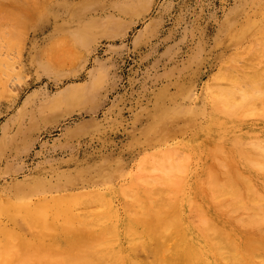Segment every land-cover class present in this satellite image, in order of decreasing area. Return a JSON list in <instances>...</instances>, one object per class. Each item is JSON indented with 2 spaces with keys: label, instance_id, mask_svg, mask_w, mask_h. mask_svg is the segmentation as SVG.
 <instances>
[{
  "label": "rangeland",
  "instance_id": "374dc122",
  "mask_svg": "<svg viewBox=\"0 0 264 264\" xmlns=\"http://www.w3.org/2000/svg\"><path fill=\"white\" fill-rule=\"evenodd\" d=\"M263 45L264 0H0V204L4 205L5 209L13 205H18L19 208H8V214L0 206V238L6 234L0 239V246L5 244L0 248V264H5L4 260L11 258L8 256L13 254L12 259L16 260L22 256L27 259L24 256H28L27 264H48L49 259L62 260V256L65 259L73 254L74 251L70 249L74 245L77 246L76 249L79 247L78 250L83 247L77 242L75 225L86 226L93 220L97 221L96 229L99 226L106 231L107 227L111 229L107 232V239L105 237L106 243H109L106 253L113 249L110 255L107 254L109 258L114 254L118 258L121 254V264H131L133 259L140 264H151L148 258L152 256L153 251L155 258L162 253L154 249L147 238H141L146 226L140 221L141 214L138 215L142 206L152 203L151 199L156 200L149 205L151 208L155 204L154 208L164 205L167 213L181 212L176 217L182 219L181 224L187 227L195 226L193 223L197 224L199 219L207 223L208 218L201 215L203 213L200 211L208 213L206 215L211 218L209 221L216 220V225L220 224L223 228L225 226L226 230L236 235V241L233 240V243L235 248L239 249L243 261L249 264H264L260 263L264 261V256L257 255L261 250L264 251V245H252L254 239L263 240L262 229L257 232L255 228L252 231V228H246L245 234L243 228L236 227V223L231 221V216L225 211H214V198L206 182L207 172L215 168V163L219 161L220 165L224 164V168L228 167L227 158L231 160H228L231 164L230 171L236 165L235 167H239L240 172L249 178L250 173L241 163L235 161L238 157L228 148L234 141L247 140L251 145L254 144L253 146L258 144L264 152L262 109H257L256 114L246 111L242 112L246 116L238 114L228 118V113L222 115L216 112L215 101L212 99L213 91L219 90L220 86L224 87H220V90H226L227 87L229 89L232 82H227L228 76L233 73L251 77L261 70L264 75ZM247 50L248 52H245ZM253 53L257 59L262 56L261 60L256 62V57H252ZM60 55H63V59ZM242 59L245 66L248 65L247 69L244 67L248 73L242 67ZM247 60L251 61L247 63ZM251 65L254 69H250ZM239 70L243 72L242 75ZM225 82L229 85L223 84ZM248 115H251L250 119ZM242 132H246L245 135ZM173 146L178 149L170 148ZM215 146L217 149L223 147L222 151H219L221 155L213 150ZM214 155H218V158H214ZM154 168L158 170L154 171ZM156 172L161 175L158 176ZM232 172L234 173V170ZM169 174L173 176H168ZM217 175L223 177L220 171ZM170 178L176 185H173ZM134 179H137V183ZM148 179L149 182L152 181L150 184ZM251 179L255 182L254 177L249 178V181H252ZM143 181L148 184H143ZM166 183L168 188H174L173 190L179 191L180 194L164 186ZM179 185L181 189L177 190ZM174 186L178 188L175 189ZM153 190L155 192H151ZM260 192L264 195V189H260ZM173 193L175 196H171ZM167 195L171 197V201ZM103 196L106 200H103ZM86 197L91 198L90 201ZM181 197L185 198L184 203L188 202L186 209L181 208L183 203L181 199L178 200ZM74 198H78V203ZM81 198L84 200L80 201ZM176 198L177 205L173 204L176 203ZM64 199L74 201V206L71 207V203L66 205L69 210L73 208L69 213L71 217L67 216L69 214L66 213L68 209L65 204L68 202ZM51 200L53 208L58 201L57 205L62 206L63 210L61 207L57 208L58 206L53 210L50 206ZM43 201L47 202V206ZM131 201H137L140 208L134 205L137 202L131 204ZM194 201L201 203V206L199 203L196 205ZM191 202L194 204L191 205ZM214 202L217 203L215 199ZM43 204L45 208L42 207ZM130 204L133 207H130ZM27 206L31 210L41 207L39 210L45 212V217L49 216L48 227L53 229L40 230L39 236L33 233L30 230L32 223L28 221V224L26 220L30 217H26L27 212L31 211L25 210L24 207ZM79 207L87 209L86 212L84 210L86 215ZM20 208L21 214L25 215L23 230L13 218L16 211L20 212ZM58 209L63 211V219ZM127 210L128 213L133 211L131 214L134 217L137 215L139 219H134ZM56 213L59 216L55 217ZM92 213L95 214L93 217ZM10 214L14 216L11 218ZM109 214L111 216L107 217ZM226 214L229 217L225 218ZM197 215L203 217L196 219ZM80 216L82 221L75 222ZM51 217L54 221H51ZM69 218H74L71 221L75 223H71ZM105 218L109 220L106 221ZM112 221L117 222V227ZM130 224L134 227L133 231L130 230L133 238L128 233ZM72 227L75 231L69 232ZM114 227L117 228V234ZM3 230L14 232L15 235L20 232V235L18 234L17 238L12 233L15 237L13 239L12 236L8 237L11 232L4 233ZM116 236L118 237L115 238ZM110 238L112 240H109ZM136 238L146 239L145 245L144 241L141 245V241ZM6 239H13V242ZM111 243L114 245L111 246ZM29 244H36L35 253L39 251L37 255L30 253ZM38 244L47 251L49 248L51 252H42ZM196 244L198 248L201 247L199 243ZM15 245L20 246L16 249ZM21 245L29 249L26 250L27 254L25 249L22 248L21 251ZM140 245L146 252L142 251ZM206 246L202 248L204 251L199 250L201 258L207 256L210 264H233L228 263L223 256H216L215 252L210 251V245ZM169 247L174 245L170 244ZM33 248L31 247V250ZM12 249L15 250L13 254ZM255 250L257 252H254ZM76 251L74 255L81 253ZM148 253L151 255L148 256ZM253 253H257L256 259L252 256ZM31 256L40 257L42 261ZM115 257H111L113 262L120 264V257L118 260H115ZM152 259L150 258L151 262ZM238 261L237 264L247 263Z\"/></svg>",
  "mask_w": 264,
  "mask_h": 264
},
{
  "label": "bare ground",
  "instance_id": "6f19581e",
  "mask_svg": "<svg viewBox=\"0 0 264 264\" xmlns=\"http://www.w3.org/2000/svg\"><path fill=\"white\" fill-rule=\"evenodd\" d=\"M30 1H33V0H30ZM25 5V4H24ZM3 6V5H2ZM26 6V5H25ZM6 9H8V8H6ZM6 12V11H5ZM10 13V12H9ZM35 13V12H34ZM11 14V13H10ZM21 14V13H20ZM5 15V14H4ZM34 15V14H33ZM20 16V15H19ZM23 17V16H22ZM22 17H21V19H22ZM28 17H29V15H28ZM27 17V18H28ZM32 17V16H31ZM18 21V20H17ZM16 22V21H15ZM22 23H23V21H21ZM4 23V22H3ZM24 24V23H23ZM19 25H20V23H19ZM1 30H2V28H1ZM24 33H26V32H24ZM28 33V32H27ZM1 34H3V33H1ZM27 35V34H26ZM3 37V36H2ZM238 38V37H237ZM236 38V39H237ZM9 39V38H8ZM64 39V38H63ZM60 41V40H59ZM66 42V41H65ZM234 42V41H233ZM68 43V42H67ZM257 43V42H256ZM55 44V43H54ZM258 44V43H257ZM259 44H261L260 42H259ZM64 45V44H63ZM62 45V46H63ZM70 45V44H69ZM252 45H253V43H252ZM251 45V46H252ZM262 45V44H261ZM61 46V45H60ZM59 46V47H60ZM65 46V45H64ZM264 46V45H263ZM66 47V46H65ZM255 47H256V45H255ZM258 47V46H257ZM54 48V47H53ZM63 49H64V47H62ZM71 48V47H70ZM253 48V47H252ZM262 48V47H261ZM71 49H73V48H71ZM243 49H244V47H243ZM53 50V49H52ZM67 50V49H66ZM251 50V49H250ZM249 50V51H250ZM63 51H65V49L63 50ZM254 51V50H253ZM261 51V50H260ZM69 52V51H68ZM67 52V53H68ZM245 52H248V50L247 51H245ZM262 52V51H261ZM53 53V52H52ZM71 53V52H70ZM234 53V52H233ZM240 53H242V52H240ZM251 53V52H250ZM249 53V54H250ZM257 53V52H256ZM259 53V55H261L260 54V52H258ZM263 53H264V51H263ZM54 54V53H53ZM235 54V53H234ZM247 53H245V55H246ZM252 54V53H251ZM254 54V53H253ZM67 55H69V54H67ZM72 55V54H71ZM74 55V54H73ZM72 55V56H73ZM232 55V54H231ZM230 55V56H231ZM54 56V55H53ZM52 56V57H53ZM61 56V58L63 59V55H60ZM264 56V55H263ZM252 57H256V54H254ZM261 58H262V56H260ZM260 57L257 59V57H256V59H257V61L256 62H258V61H260L261 59H260ZM57 58V57H56ZM60 58V57H59ZM70 58V57H69ZM231 58V57H230ZM232 59V58H231ZM240 59V58H239ZM251 59V58H250ZM56 60V59H55ZM241 60V59H240ZM243 60L244 59H242V61L241 62H243ZM263 61H264V57H263V59H262ZM57 61H58V59H57ZM61 61V60H60ZM248 61H251V60H247L246 62L248 63ZM2 62V61H1ZM61 62H63V61H61ZM245 62V61H244ZM244 62L242 63L243 65H242V67H243V69H245L246 68V66H248V65H246L245 66V64H244ZM228 63H230V62H228ZM59 64H60V62H59ZM234 64H236V63H234ZM237 64H239V63H237ZM261 64V63H260ZM226 65V64H225ZM258 65V64H257ZM5 66V65H4ZM8 66L10 67V65L8 64ZM238 67H240L239 65H237ZM252 66V65H251ZM251 66H249L250 67V69H254V66H252L253 68H251ZM259 66V65H258ZM264 66V65H263ZM233 67H235V66H233ZM232 67V68H233ZM245 67V68H244ZM248 67V68H249ZM230 68V67H229ZM262 68V67H261ZM3 69H7V68H3ZM3 69H2V71H3ZM10 69V68H9ZM14 69V68H13ZM225 69H227L228 70V68H225ZM247 69V68H246ZM245 69V70H246ZM255 69H256V67H255ZM1 70V69H0ZM235 70V69H234ZM7 72H8V70H6ZM237 71V70H236ZM247 71V70H246ZM251 71H254V72H256L255 70H251ZM263 71H264V69H263ZM1 72V71H0ZM6 72V74H8ZM228 72V71H227ZM238 72H240V70L238 71ZM242 72V71H241ZM241 72L239 73V74H241ZM12 73H13V71H12ZM225 73V72H224ZM243 73V72H242ZM246 73H248V71L246 72ZM253 73V72H252ZM252 73H249V74H252ZM256 73H261V70H259V71H257ZM254 74V75H252L251 77H248L247 76V74H245L247 77H242V76H240V75H238V74H232V73H230V74H232V75H230V76H228V78H229V81H227L228 83L231 81L232 82V85L229 87V89H228V87H227V89L226 90H220L221 88H224L223 86H220V84L219 83H217V84H219V86L221 87H219V90H214L213 91V95H212V99L215 101V108L214 109H216V112H218L219 114H222V115H225L226 113H228L229 115H227L228 116V118H229V116L230 115H233V116H235L236 117V115H238V114H240V115H243V113L244 112H246V111H249L250 113H254V114H256L257 113V109H262V114H261V112H260V114L261 115H264V75H263V73H261V74ZM243 74V75H244ZM2 75V74H1ZM9 75V74H8ZM226 75V74H225ZM228 75V74H227ZM242 75V74H241ZM3 77V76H2ZM17 78H18V76H17ZM228 78H226L225 77V79L226 80H228ZM221 79V78H220ZM17 80V79H16ZM214 80V79H213ZM222 80V79H221ZM223 81V80H222ZM217 82V81H216ZM224 82V81H223ZM227 82H225V83H223V84H225V85H229V84H226ZM1 84V83H0ZM3 84V83H2ZM216 85V84H215ZM222 85V84H221ZM224 85V86H225ZM212 86H214L213 84H212ZM217 86V85H216ZM226 87V86H225ZM3 88V87H2ZM210 88V87H209ZM216 89V88H215ZM218 89V88H217ZM9 93V92H8ZM0 94H2V93H0ZM2 96V95H1ZM8 96H10V95H8ZM11 99V98H10ZM254 111H256V112H254ZM243 112V113H242ZM213 113V112H212ZM242 113V114H241ZM240 115H239V117H240ZM245 115V114H244ZM243 115V116H244ZM242 116V117H243ZM246 116V115H245ZM251 116V115H250ZM250 116L248 115V117H249V119H250ZM211 117H212V115H211ZM238 117V116H237ZM238 117V118H239ZM241 117V118H242ZM213 118V117H212ZM255 118V117H254ZM240 119V118H239ZM260 119V118H259ZM262 119V118H261ZM264 119V118H263ZM255 120V119H254ZM221 121V120H220ZM219 121V122H220ZM225 121V120H224ZM218 122V123H219ZM226 122V121H225ZM237 123V122H236ZM264 123V122H263ZM231 124V123H230ZM244 124H246V123H244ZM213 125V124H212ZM219 125V124H218ZM225 125V124H224ZM227 125H229V124H227ZM226 125V126H227ZM231 125H233V124H231ZM249 125H250V123H249ZM263 125V124H262ZM238 126V125H237ZM240 126V125H239ZM251 127V126H250ZM220 128V127H219ZM242 128V127H241ZM255 128V127H254ZM224 129V128H223ZM226 129V128H225ZM227 130V129H226ZM240 131H242V130H240ZM214 132V131H213ZM248 132V131H247ZM254 132V131H253ZM242 133H244V135H245V133L246 132H242ZM215 134V133H214ZM224 134V133H223ZM226 134H228V133H226ZM225 134V135H226ZM200 135V134H199ZM247 135V134H246ZM201 136V135H200ZM234 136V135H233ZM237 136V135H236ZM235 136V137H236ZM232 137V136H231ZM230 138V137H229ZM240 138V137H239ZM191 139V138H190ZM208 139V138H207ZM209 139H211V138H209ZM208 139V140H209ZM232 139V138H231ZM203 140V139H202ZM250 140V139H249ZM205 141V140H204ZM224 141V140H223ZM260 141V140H259ZM197 142V141H196ZM233 142V141H232ZM253 142V141H252ZM185 143H187V142H185ZM194 143V142H193ZM200 143V142H199ZM210 143V142H209ZM226 143H228V142H226ZM256 143V142H255ZM260 143V142H259ZM191 144V143H190ZM212 144V143H211ZM189 145V144H188ZM207 145V144H206ZM224 145H225V143H224ZM254 144H252L251 145V142H249V141H247V140H245L244 142H241V141H234L228 148L232 151V153L236 156V157H238L237 158V160L235 159V161H237L239 164L241 163L242 165H243V167L244 168H246V170L250 173V176H249V178H255V182H253L254 180H252V181H249V178L247 177V175L245 174V175H243L241 172H240V170H239V167L237 168V167H235V166H233L234 168H233V170H234V173L232 172V171H230L231 169H229L230 168V166L229 165H231L230 163H228V162H230L231 160L229 159V158H224V159H226L227 161V165H228V167L227 168H224L223 166H224V164H221L220 165V163H219V161L217 162V163H215V168H213V169H211L210 171H208L207 173V176H206V182H207V184H208V187H209V189L211 190V193H212V196H213V198L216 200V202L217 203H215L214 202V199L212 200V202L215 204V206H216V209H214V211H219V212H221V211H225L229 216H231V221H234L235 223H236V227H238V228H243V230H244V232H245V230H246V228H252V229H250V231H252L253 230V228H255V229H257V232H259L261 229V234H262V236L261 237H263V240H257L256 241V239H254V240H252L251 242H252V245H253V247H254V245H259V244H261V245H264V234H263V232H264V195H262V193L260 192V189H264V181H263V179H264V152L262 151V149H261V146H259L258 144L256 145L255 144V146H253ZM192 146V145H191ZM212 146V145H211ZM221 146H223V145H221ZM220 146V147H221ZM178 147V146H177ZM218 148L217 149V146H215V149H213L216 153H219L220 154V152L222 151L221 149L223 148V147H221V148ZM226 147V146H225ZM252 147V148H251ZM170 148H175V149H178V148H176V146H173V147H170ZM199 148V147H198ZM213 148V147H212ZM168 149V148H167ZM256 149V150H255ZM165 150V149H164ZM172 150V149H171ZM226 151H229V150H227V149H225ZM174 151V150H173ZM180 150H178V152H179ZM204 151V150H203ZM220 151V152H219ZM224 151V150H223ZM176 152V151H175ZM177 152V153H178ZM199 152V151H198ZM196 153V152H195ZM207 153V152H206ZM215 153V154H216ZM229 153V152H228ZM171 154H172V152H171ZM209 154V153H208ZM204 155V154H203ZM221 155V154H220ZM224 156L226 155V154H223ZM155 156V155H154ZM158 156L159 155H157V158H158ZM207 156V155H206ZM210 156V155H209ZM218 155H214L213 157L215 158H218L217 157ZM227 156V155H226ZM225 156V157H226ZM233 156V155H232ZM240 156V157H239ZM171 157H172V159H173V154L171 155ZM182 157H184V156H182ZM202 157V156H201ZM212 157V158H213ZM221 157V156H220ZM228 157H229V155H228ZM235 157V158H236ZM174 158H175V155H174ZM177 158V157H176ZM241 158V159H240ZM150 159V158H149ZM153 160V159H152ZM180 160V159H179ZM216 160H218V159H216ZM220 160V159H219ZM228 160H230V161H228ZM151 161V160H150ZM171 161V160H170ZM206 161H207V159H206ZM222 162L224 161L223 159L221 160ZM152 162V161H151ZM154 162H155V160H154ZM175 162V161H174ZM181 162H182V160H181ZM213 162V161H212ZM211 162V163H212ZM226 162H225V165H226ZM148 163V162H147ZM150 163V162H149ZM153 163V162H152ZM156 163V162H155ZM224 163V162H223ZM146 164V163H145ZM179 164V163H178ZM182 164V163H181ZM233 164H234V162H233ZM148 165V164H147ZM155 165V164H154ZM180 165V164H179ZM207 165V164H206ZM226 165V166H227ZM210 166V165H209ZM156 167V166H155ZM160 167V166H159ZM158 167V168H159ZM183 168V167H182ZM208 168V167H207ZM206 167H205V169H207ZM235 168H237V169H235ZM187 169H188V167H187ZM209 169H210V167H209ZM156 170H158V169H155L154 168V171H156ZM169 170H170V168H169ZM168 170V171H169ZM184 170H185V168H184ZM217 170H218V172L220 171V175L221 176H223V177H220L219 175H217ZM164 171V170H163ZM172 171V170H171ZM177 171V170H176ZM180 171H182V169L180 170ZM217 173H216V172ZM184 172V171H183ZM206 172V171H205ZM143 173V172H142ZM157 173V172H156ZM177 173V172H176ZM179 173V172H178ZM145 174V173H144ZM148 174H150V173H148ZM152 174H154V173H152ZM158 174V176H160L161 174L160 173H157ZM171 174V173H170ZM168 175V176H173V175H175L174 173H173V175ZM181 174V173H180ZM183 174V173H182ZM205 174V173H204ZM137 175L138 174H136V177H137ZM142 176V175H141ZM155 176V175H154ZM153 176V177H154ZM157 176V175H156ZM163 176V175H162ZM181 176V175H180ZM185 176V175H184ZM203 176H205V175H203ZM253 176V177H252ZM152 177V176H151ZM177 177V176H176ZM139 178V177H138ZM137 178V179H138ZM145 179H147V177H144ZM149 178V177H148ZM157 178V177H156ZM178 178V177H177ZM222 178V179H221ZM136 179V180H137ZM143 179V178H142ZM171 179V178H170ZM176 179V178H175ZM135 180V179H134ZM136 180H135V182H136ZM183 180V179H182ZM184 180H185V178H184ZM142 181V180H141ZM145 181V180H144ZM143 181V184L144 183H146V182H144ZM171 181H172V179H171ZM170 181V182H171ZM187 181V180H186ZM192 181V180H191ZM152 182V181H151ZM151 182H149V179H148V183L150 184ZM170 182H169V185H170ZM173 182V181H172ZM205 182V181H204ZM258 182V183H257ZM262 182V184H260ZM137 183V182H136ZM148 183H146V184H148ZM157 183V182H156ZM174 183V182H173ZM176 183V182H175ZM173 184V185H176V184ZM155 184V183H154ZM177 184H178V182H177ZM184 184V183H183ZM187 184V183H186ZM185 184V185H186ZM206 184V183H205ZM258 184H260V185H258ZM125 185V184H124ZM153 185V184H152ZM172 185V186H173ZM126 186V185H125ZM129 186H130V184H129ZM128 185H127V187H129ZM146 186V185H145ZM151 186V185H150ZM156 186V185H155ZM158 186V185H157ZM156 186V187H157ZM164 186H166L167 187V183H166V185H164ZM187 186H188V184H187ZM198 186V185H197ZM206 186V185H205ZM153 187V186H152ZM175 187V189L176 188H178V186L176 187V186H174ZM186 187V186H185ZM189 187V186H188ZM187 187V188H188ZM191 187V186H190ZM131 187H129V189H130ZM154 188V187H153ZM168 188V187H167ZM196 188V187H195ZM204 188H206V187H204ZM129 189H128V192H129ZM160 189V188H159ZM161 189H162V187H161ZM164 189V188H163ZM168 189H170V188H168ZM174 188H171L170 190H173ZM179 189H181L180 188V185H179V188L177 189V190H179ZM190 189V188H189ZM209 189H208V191H209ZM122 190V189H121ZM131 190V189H130ZM155 190H156V188H155ZM188 190V189H187ZM259 190V191H258ZM91 191V190H90ZM90 191H88V192H90ZM146 191H148V190H146ZM161 191V190H160ZM167 191V190H166ZM169 191V190H168ZM174 191V190H173ZM173 191H171V192H173ZM185 191V190H184ZM263 191V190H262ZM87 192V193H88ZM97 192H99V191H97ZM148 192H150V191H148ZM151 192H155L154 190L153 191H151ZM162 192H164L163 190H162ZM170 192V191H169ZM175 192H178V194H180V192L179 191H174V193ZM189 192V191H188ZM207 192V191H206ZM78 193V192H77ZM81 193V192H80ZM80 193H78V194H80ZM82 193H84L83 191H82ZM86 193V192H85ZM104 193V192H103ZM132 193V192H131ZM166 193V192H165ZM173 193V194H174ZM208 193V192H207ZM211 193H209V194H211ZM62 194H65V193H62ZM146 194V193H145ZM152 193H150V195H151ZM161 194V193H160ZM168 194V193H167ZM184 194H186L185 192H184ZM208 194V195H209ZM264 194V193H263ZM70 195V194H69ZM72 195H74L75 196V194H72ZM98 195V194H97ZM121 195H122V193H121ZM136 195V194H135ZM163 195H166V194H163ZM183 194H181V196H182ZM202 195V194H201ZM73 196V197H74ZM77 196V195H76ZM75 196V197H76ZM132 196H133V194H132ZM131 196V197H132ZM137 196V195H136ZM153 196V195H152ZM154 196H158V195H154ZM171 196H175V194L174 195H171ZM177 196V195H176ZM192 196H194V194L192 195ZM89 197V196H88ZM88 197H86V198H88ZM96 197V196H95ZM126 197V196H125ZM124 197V198H125ZM166 197H170V196H166ZM179 197V196H178ZM188 197H189V194H188ZM206 197V196H205ZM103 198V200L105 199L104 198V196L102 197ZM108 198V197H107ZM128 198V197H127ZM137 198V197H136ZM136 198H134L135 200H136ZM138 198H142V197H140V196H138ZM152 198H154V197H152ZM165 198V197H164ZM211 198V197H210ZM66 199V198H65ZM65 199H64V201H65ZM75 199V198H74ZM83 198H81L80 199V201L82 200ZM89 199V201H90V199L91 198H88ZM93 199V198H92ZM110 199V198H109ZM108 199V200H109ZM132 200L133 198H129V200ZM149 199V198H148ZM147 199V200H148ZM151 199V198H150ZM154 199H156V198H154ZM160 199V198H159ZM162 199V198H161ZM160 199V200H161ZM178 198H176V199H174L175 200V202L176 203H173V204H175V205H177V203H178V200H180L181 199V201H182V203H183V206L181 207V208H184V209H186V206H187V204L186 203H188V202H186V203H184V201L183 200H185V198H183V197H181V198H179L178 200H177ZM53 200V199H52ZM50 201L52 204L50 205V206H52L53 205V201ZM55 200V199H54ZM70 199H68V201L66 200L65 202H68L67 204H65V206L66 205H68L69 203H73V202H70L69 201ZM76 200H77V203H78V198L77 199H75V202H76ZM84 200V199H83ZM86 200V199H85ZM100 200H101V197H100ZM106 200V199H105ZM143 200V199H142ZM164 200V199H163ZM162 200V201H163ZM169 200L171 201L172 199H171V197L169 198ZM169 200H168V202H169ZM177 200V201H176ZM189 200V199H188ZM192 200V199H191ZM210 200V201H211ZM93 201V200H92ZM134 201V200H133ZM138 201H140V199L138 200ZM144 201V200H143ZM149 201V200H148ZM154 201H156V200H154ZM154 201H152V199H151V202L152 203H154ZM158 201V200H157ZM186 201V200H185ZM193 201V200H192ZM43 202H45V204H46V206H47V202L46 201H43ZM57 202V204L59 205V203H58V201H56ZM56 202H55V204H56ZM99 202H101V201H99ZM103 202V201H102ZM107 202V201H106ZM109 202H111V200L109 201ZM137 202V201H136ZM136 202H132L131 201V204H134V203H136ZM195 202V201H194ZM194 202H191V205H192V203L194 204ZM37 203V202H36ZM41 203V202H40ZM48 203H49V201H48ZM77 203H75V204H77ZM80 203V202H79ZM94 203H95V201H94ZM143 203V202H142ZM141 203V204H142ZM152 203H150L149 202V205L151 204L152 205ZM157 203V202H156ZM159 203V202H158ZM197 203H199L198 201L197 202H195V204L196 205H198ZM9 204V203H8ZM11 204V203H10ZM9 204V205H10ZM16 204H19V203H16ZM37 204H39V203H37ZM42 204V203H41ZM45 204H43L42 205V207H44L45 208ZM50 204V203H49ZM55 205L56 207L58 206V205ZM70 204V205H71ZM82 204V203H81ZM130 204V205H131ZM161 204V203H160ZM164 204H166V203H164ZM171 204V203H170ZM201 203H199V205H200ZM6 205V204H5ZM12 205V204H11ZM19 205H21V204H19ZM40 205V204H39ZM96 205V204H95ZM109 205V204H108ZM134 205H136V207L139 205V203L137 202L136 204H134ZM142 205H144V204H142ZM149 205H147V206H142V211H140V213L138 214V215H140V221H141V223L143 224H145V228H144V235H143V237H141V238H147L148 239V241L150 242V243H152L153 244V246L152 247H154V249H156V250H158L159 251V253H162L161 255L159 254V257H157V258H155V257H153V255H154V251H153V253H152V256L150 257V258H153L152 259V262H151V260H150V258H148L149 259V263H153V264H210L209 262H208V260H209V258L206 256V257H200V253H199V250L201 249V251H204L202 248L203 247H205L206 245H210L212 248H211V250L210 251H213V252H215V255L216 256H218V257H221V256H223L227 261H228V263L229 262H231V263H233V264H235L238 260H240V261H238V262H240V263H242V262H247V261H243V257H242V255H241V253L239 252V249L236 247L235 248V244L233 243V240H235L236 241V238L237 237H235L236 235H234L232 232H230V231H228V230H226L225 229V226H224V228L223 227H221L220 226V224H218V225H216L215 224V221H212V220H210L209 221V216H207L206 214H208V213H206V214H204L205 212L204 211H202L201 209V205L199 206L201 209V213H203V214H201V215H204V216H206L207 218H208V220H207V223H206V221L205 222H203V221H201L200 219L199 220H197L196 222H197V224H195V222L193 223V225H195V226H193V227H187V226H185V225H183V224H181V221L180 220H182V219H180V218H177L176 216H179V214L181 213V212H179L178 211V214H174V213H172V212H168L167 213V210H166V212H165V207H163L164 205H163V202H162V205L163 206H158V207H156V208H154L155 207V205H154V207L153 208H151V207H149ZM174 205V206H175ZM185 205V206H184ZM204 205V204H203ZM208 205V204H207ZM213 205V204H212ZM0 206H2V210L3 211H6V213L8 212V214L10 213V211L8 210V208H10V210L11 209H13V210H15V208H17V209H19L17 206L18 205H15V207H14V205L12 206V207H6V209L5 208H3L4 207V205H1L0 204ZM69 206V205H68ZM72 206H74V204H72L71 205V207ZM97 207H99L98 205H96ZM107 206V205H106ZM173 206V207H174ZM22 207V206H21ZM29 206H27V207H24L25 208V210H31V209H29L28 208ZM36 207H38V206H36ZM55 207V208H56ZM59 207H61L62 208V210H63V207L62 206H58L57 208H59ZM127 207V206H126ZM130 207H133L132 205L130 206ZM130 207L128 206V209L130 210ZM135 206H134V211H135V208H136ZM139 208H140V206H138ZM172 207V208H173ZM179 207V206H178ZM177 206H176V208H178ZM197 207V206H196ZM23 208V209H24ZM39 209L41 208V207H38ZM52 208H53V206H52ZM55 208H53V210L55 209ZM65 208H67V206L65 207ZM75 208V207H74ZM79 208H81V209H83L82 207H79ZM104 208V207H103ZM109 208H110V205H109ZM138 208V209H139ZM169 208V207H168ZM198 208V207H197ZM205 208H206V206H205ZM204 208V209H205ZM215 208V207H214ZM1 209V208H0ZM21 209L22 208H20V212L19 211H16L17 213H20V214H17L16 213V215L14 216L13 214H10L11 215V218L13 217V218H15V220L16 221H18V224H20L21 225V230H23L24 229V222H23V220H25L24 219V216L21 214L22 212H21ZM35 208H33L30 212H27V215L28 216H26V217H29V215H30V217L29 218H27L26 220H27V222L29 221L30 223H32V225H30V230L31 231H33V233H37V235L39 236V234H38V231H40V230H44V229H46V228H50V227H48V222H47V218L49 217V216H47V218L45 217V212L44 211H40L39 209H35ZM68 209V208H67ZM108 209V208H107ZM194 209H195V206H194ZM13 210L11 211V212H13ZM27 210V211H28ZM47 211L49 210L50 211V209H46ZM71 210H73V208L71 209ZM71 210H69L68 209V212H66V210H65V212L66 213H71L70 211ZM76 210V209H75ZM84 210H85V212H86V210L87 209H83V212H84ZM101 209H99V211H100ZM137 210V209H136ZM170 210V209H169ZM191 210V209H190ZM192 210H193V208H192ZM206 210V209H205ZM209 210V209H208ZM24 211V210H23ZM96 211H98V210H96ZM98 211V212H99ZM181 211V210H180ZM183 211V210H182ZM197 211V210H196ZM54 212H56V211H54ZM53 212V213H54ZM58 212H60V216H61V213L63 212H61V210H59L58 209ZM73 212V211H72ZM78 212V211H77ZM84 212V214L86 215V213ZM94 212H95V210H94ZM98 212H97V214H98ZM133 212V211H132ZM132 212H130L129 211V213L131 214ZM177 212V211H176ZM195 212V211H194ZM193 212V213H194ZM199 212V213H200ZM14 213V212H13ZM49 214H52V213H50V212H48ZM47 213V214H48ZM75 213V212H74ZM88 213V212H87ZM90 213V212H89ZM127 213H128V210H127ZM128 213V214H129ZM167 213V214H166ZM197 214H199L198 212H196ZM81 214V213H80ZM104 214V213H103ZM108 214V213H107ZM133 214V213H132ZM131 214V216H133ZM136 214V213H135ZM188 214H190V212H188ZM227 214H226V216H225V218H227V217H229V216H227ZM5 215V214H4ZM7 215V214H6ZM54 215V214H53ZM56 215H58L59 216V214L58 213H56L55 214V217H56ZM76 215H77V213H76ZM82 215V214H81ZM93 215V213L91 214V216ZM95 215V214H94ZM93 215V216H94ZM102 215V214H101ZM101 215H99V216H101ZM104 215H106V214H104ZM183 215V214H182ZM62 216H64L65 217V215H62ZM61 216V217H62ZM67 216H70L71 217V215L69 214V215H67ZM74 215H73V213H72V217H73ZM87 216H89L88 214H87ZM92 216V217H93ZM111 215L109 214V216L107 215V217H110ZM118 216V215H117ZM116 216V217H117ZM186 216V215H185ZM198 216V215H197ZM53 217V219H54V216H52ZM52 217H51V219H52ZM64 217H62L61 219H63ZM78 217V216H77ZM82 216H80L79 218H77V221H75V222H79V221H82V218H81ZM134 217V216H133ZM195 217L196 216H194V219H195ZM203 217V216H202ZM202 217H196V219H198V218H202ZM213 217V216H212ZM67 218V217H66ZM88 218H90V217H88ZM97 218V217H96ZM95 218V219H96ZM101 218V217H100ZM136 218V220L137 219H139L138 217H137V215H136V217H134V219ZM189 218V217H188ZM206 218V219H207ZM51 220V221H54V220ZM57 219H60V218H58L57 217ZM70 219V218H69ZM74 218H71L70 219V222L71 223H73L74 221H71V220H73ZM84 219V218H83ZM106 219V218H105ZM105 219H103V221H105ZM108 220H109V218H107ZM106 219V221H108ZM177 219H179L178 221H180V222H178L177 221ZM187 219V218H186ZM204 219V218H203ZM211 219V218H210ZM218 219V218H217ZM68 220V219H67ZM66 220V221H67ZM90 220V219H89ZM113 220V219H112ZM115 220L116 221H118L117 220V218H115ZM190 220V219H189ZM222 220V219H221ZM225 220H227V219H225ZM39 221V222H38ZM84 221V220H83ZM91 221V220H90ZM133 221H135V220H133ZM183 221V220H182ZM218 221V220H217ZM224 221V220H223ZM28 222V224H30ZM59 222V221H58ZM70 222L68 223L69 224V226H70ZM74 222V223H75ZM86 222V221H85ZM89 222V221H88ZM138 222V221H137ZM212 222V223H211ZM213 222H214V224H215V226H214V224H213ZM220 222H222V221H220ZM17 223V222H16ZM34 223V224H33ZM51 223L52 222H50V225H51ZM56 223V222H55ZM87 223V222H86ZM98 223H99V221H98ZM106 223V222H105ZM112 224H115L114 226H116V224H117V222H115L114 221V223H113V221L111 222ZM211 223V224H210ZM26 224V223H25ZM58 224V223H57ZM64 224V223H63ZM179 224V225H178ZM181 224V225H180ZM188 224V223H187ZM13 225V224H12ZM24 225V226H23ZM62 225V224H61ZM66 225V224H65ZM76 225H78V224H76ZM76 225H75V230H77L76 232L78 233L77 235L78 236H76L77 237V242H79L81 245H83V247H80V250H78L79 249V247L76 249V247L77 246H73L70 250L71 251H74V252H72L73 254H71V253H69V254H71V255H69L67 258H65V259H63L64 257L62 256V260H58V258H57V260L56 259H49V261H47V263L48 264H119V263H116L115 261L113 262V259H114V255H112L111 257L113 258H109L108 256L110 255L109 253H111L112 252V250L110 251V252H108V253H106V250H107V245L109 244V243H106V241H105V237H106V239H107V232L108 231H110L111 229L110 228H108L107 227V231H106V229L105 228H102L101 226H99L98 227V229H96L95 227H97L96 225H97V221L96 220H93V221H91V222H89V224L88 225H86V226H80V225H78L77 227H76ZM84 225V224H83ZM98 225H100V224H98ZM111 225V224H110ZM110 225H109V227H110ZM226 225V224H225ZM80 226V227H79ZM15 227V226H14ZM62 227H64L63 225H62ZM67 227H68V225H67ZM66 227V228H67ZM117 227V226H116ZM132 228H134L133 227V225L132 224H130L129 225V234H130V230L132 229ZM26 229V228H25ZM27 229H29V228H27ZM50 229H53V228H50ZM64 229H65V227H64ZM70 229V228H69ZM72 230H69V232L70 231H75L74 229H73V227L71 228ZM110 229V230H109ZM117 229V228H116ZM116 229H115V227H114V230H115V233L117 234V232H116ZM128 229V228H127ZM5 231H9V230H3L2 232H4V233H6ZM29 231V230H28ZM37 231V232H36ZM48 231V230H47ZM51 231V230H50ZM54 231V230H53ZM57 231V230H56ZM63 231H65V230H63ZM97 232V233H95L94 234V232ZM132 231H133V229H132ZM11 232V231H10ZM10 232H8V233H10ZM43 232H45V231H43ZM42 232V233H43ZM66 232V231H65ZM136 232V231H135ZM134 232V233H135ZM248 232H249V230H248ZM255 232V231H254ZM12 233L14 234V236L16 237L17 236V238H18V234L20 233H16L17 235H15V233L14 232H11V234H10V236H8V237H11L12 236ZM40 233V232H39ZM41 233V234H42ZM49 233V232H48ZM56 233V232H55ZM55 233H53V234H55ZM68 233V232H67ZM66 233V234H67ZM110 233V232H109ZM115 233H113L114 235H115ZM124 233V232H123ZM137 233V232H136ZM45 234V233H44ZM111 234V233H110ZM243 234V233H242ZM245 234H246V232H245ZM3 235H6V234H3ZM3 235H2V237H3ZM8 235V234H7ZM20 235V234H19ZM46 235V234H45ZM50 235V234H49ZM128 235V234H127ZM137 235H138V233H137ZM234 235V236H233ZM249 235V234H248ZM251 235V234H250ZM14 236H12L11 238H13ZM110 236V235H109ZM112 236V235H111ZM130 237H132V235L130 234L129 235ZM135 236H136V234H135ZM238 236V235H237ZM1 237V238H2ZM7 237V236H6ZM15 237L13 238V239H15ZM21 237V236H20ZM74 237V236H73ZM118 236H116L115 238H117ZM235 237V238H234ZM241 237V236H240ZM260 237V236H259ZM0 238V239H1ZM16 238V239H17ZM47 238H48V236H47ZM133 238V237H132ZM141 238H140V240H139V238H138V240L139 241H141V245H142V242L144 241V240H146V239H144V240H141ZM239 238V237H238ZM253 238V237H252ZM12 239V240H13ZM244 239V238H243ZM8 239H6V241H7ZM10 240V241H9ZM8 241L9 242H13L11 239H9ZM72 240V239H71ZM109 240H112L111 238L109 239ZM114 240H116V239H114ZM133 240V239H132ZM136 240H137V238H136ZM137 240V241H138ZM250 240V239H249ZM17 241H18V239H17ZM21 241V240H20ZM25 241V240H24ZM136 241V242H137ZM23 242V241H22ZM118 242V241H117ZM116 242V243H117ZM132 242H134V240L132 241ZM135 242V243H136ZM194 242H196V243H199L200 245H201V247L200 248H198V246H197V244L196 243H194ZM1 243V242H0ZM7 243V242H6ZM25 243H27V241L25 242ZM115 242H114V244H116ZM192 243V244H191ZM232 243L234 244V246L232 245ZM9 244V243H8ZM15 244H16V240H15ZM19 244V243H18ZM113 243H111V246H113L112 245ZM128 244V243H127ZM133 244V243H132ZM131 244V245H132ZM170 244H173L174 245V247H169V245ZM7 245V244H6ZM10 245L11 246H13L12 245V243H10ZM27 245V244H26ZM25 245V246H26ZM30 245V244H29ZM28 245V247L30 248V253H35V251H36V248H35V246H36V244H35V246H34V244L32 245H30L29 246ZM39 245V244H38ZM136 245V244H135ZM141 245H140V247H141ZM144 245H145V241H144ZM251 245V246H252ZM260 245V246H261ZM2 246L4 247L5 246V244L3 245L2 244ZM2 246H0V248H3ZM20 246V245H19ZM19 246L18 245H15V248L16 247H18L19 248ZM22 247H20L21 248V251H23L22 250V248L24 247V245H21ZM40 246V248H41V251L43 252L44 250H45V248L43 249L42 247H41V245H39ZM43 246V245H42ZM59 246V245H58ZM71 246H72V244H71ZM70 246V247H71ZM110 246V245H109ZM7 247H9L8 245H7ZM7 247L5 248L6 250H7ZM31 247H34L33 248V250H31ZM144 247V246H143ZM207 247V246H206ZM247 247V246H246ZM11 248V247H10ZM9 248V249H10ZM15 248H13V249H15ZM18 248H16V249H18ZM55 248V247H54ZM82 248V249H81ZM142 248V247H141ZM248 248V247H247ZM264 248V247H263ZM263 248H259L258 247V249H263ZM13 249H12V253L11 254H13L14 253V251H13ZM23 249H25V251L24 252H26V250L28 249L27 247L26 248H23ZM77 250L78 252H81L80 254H78L77 253V251H76V255H74V253H75V250ZM143 250L142 251H144L145 249L144 248H142ZM153 249V250H154ZM249 249H251V248H249ZM254 249V248H253ZM20 250V249H19ZM29 250V249H28ZM38 250V249H37ZM69 250V251H70ZM118 250V249H117ZM116 250V251H117ZM119 250H120V248H119ZM135 250V249H134ZM133 250V251H134ZM257 250V249H256ZM254 251V252H257V251ZM45 251H47V249L45 250ZM50 250H49V248H48V251L47 252H49ZM68 251V250H67ZM136 251V250H135ZM158 251H155V252H158ZM206 251V250H205ZM241 251H243V250H241ZM251 251V250H250ZM259 251V250H258ZM2 252V251H1ZM0 252V253H1ZM4 252H5V250H4ZM16 252H18V250L16 251ZM20 252V251H19ZM29 252V251H28ZM37 252H39V251H37ZM36 252V253H37ZM47 252H45V253H47ZM51 252V251H50ZM53 252V251H52ZM120 252V251H119ZM137 252V251H136ZM144 252H146V251H144ZM143 252V253H144ZM249 252V251H248ZM252 252H253V250H252ZM252 252H250V253H252ZM263 252L264 251H262L261 250V253H253L252 254V256L255 258V257H257V255H259V254H262V255H259L260 257L262 256H264V254H263ZM8 253V252H7ZM34 254V255H37V254ZM57 253V252H56ZM61 253H63V252H61ZM93 255V257L91 256V254ZM115 253V252H114ZM151 253V252H150ZM150 253H148L147 255L148 256H150L151 254ZM207 253V252H206ZM246 253V252H245ZM250 253H248V255L250 254ZM4 254V253H3ZM10 254V253H9ZM8 254V255H9ZM16 254V253H15ZM26 254H27V252H26ZM31 254V255H32ZM43 254V253H42ZM48 254V253H47ZM58 254V253H57ZM60 254V253H59ZM67 255H68V253H66ZM107 254H109V255H107ZM150 254V255H149ZM203 254V253H202ZM211 254V253H210ZM213 254V253H212ZM257 254V255H256ZM5 255H6V253H5ZM24 255H25V253H24ZM44 255V254H43ZM63 255H65V254H63ZM66 255V256H67ZM89 255L91 256V257H89ZM120 256H121V254H119ZM118 255V256H119ZM145 255H146V253H145ZM156 255V254H155ZM154 255V256H155ZM256 255V256H255ZM13 256H14V254H13ZM12 255H9L8 257H11V258H6L5 260H4V262H5V264H27V259H28V256H24V257H27V259H25V258H22L21 257V259H12V257H13ZM19 256H20V254H19ZM39 256L41 257V255L39 254ZM45 256V255H44ZM53 256H55L54 254H53ZM57 256V255H56ZM61 256V255H60ZM119 256V257H120ZM204 256V255H203ZM213 256H214V254H213ZM215 256V257H216ZM251 256V255H250ZM0 257H2V256H0ZM4 257V256H3ZM7 257V256H6ZM30 257V256H29ZM31 257H34V258H36L37 256H31ZM38 258L37 257V259L39 260V259H41V258ZM43 257V256H42ZM46 257V256H45ZM49 257H50V254H49ZM119 257L118 258H116L115 257V260H118L119 259ZM131 257V256H130ZM240 257H242V258H240ZM55 258V257H54ZM59 258H61V257H59ZM212 258V257H211ZM223 258V260H225ZM44 259V258H43ZM110 259H112V260H110ZM157 261V263H156V261ZM214 259H216V258H214ZM238 259V260H237ZM242 259V260H241ZM249 259V258H248ZM256 259V258H255ZM260 259V258H259ZM262 259H264V258H262ZM27 260V261H26ZM32 260V259H31ZM120 264H121V261H122V259H121V257H120ZM132 259H130V261H131ZM225 260V262H227ZM261 260V259H260ZM3 261V260H2ZM33 261H35L36 262V260H34L33 259ZM41 261H42V259H41ZM132 261H134V262H132ZM130 263L131 264H140V262L139 261H135L134 259L132 260ZM147 261V260H146ZM154 261H155V263H154ZM222 261V260H221ZM233 261V262H232ZM259 261V260H258ZM44 262V261H43ZM217 262V261H216ZM224 262V261H223ZM261 262H264L263 260L262 261H260V263ZM29 263V262H28ZM33 263V262H32ZM37 263V262H36ZM40 264V263H39ZM44 264V263H43ZM122 264H124V263H122ZM125 264H127V263H125ZM218 264V263H217ZM225 264H227V263H225ZM230 264V263H229ZM237 264V263H236ZM239 264V263H238ZM243 264V263H242ZM246 264H249L248 262L246 263Z\"/></svg>",
  "mask_w": 264,
  "mask_h": 264
}]
</instances>
